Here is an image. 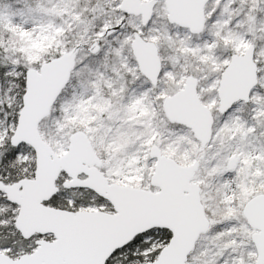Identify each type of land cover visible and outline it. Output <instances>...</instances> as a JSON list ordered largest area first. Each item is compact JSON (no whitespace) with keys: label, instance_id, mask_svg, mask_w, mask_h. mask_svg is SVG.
Segmentation results:
<instances>
[{"label":"snow or ice","instance_id":"obj_1","mask_svg":"<svg viewBox=\"0 0 264 264\" xmlns=\"http://www.w3.org/2000/svg\"><path fill=\"white\" fill-rule=\"evenodd\" d=\"M0 264H264V0H0Z\"/></svg>","mask_w":264,"mask_h":264}]
</instances>
